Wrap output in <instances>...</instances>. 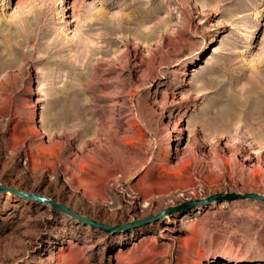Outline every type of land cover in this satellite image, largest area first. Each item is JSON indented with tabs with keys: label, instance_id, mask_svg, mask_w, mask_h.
<instances>
[{
	"label": "rangeland",
	"instance_id": "1",
	"mask_svg": "<svg viewBox=\"0 0 264 264\" xmlns=\"http://www.w3.org/2000/svg\"><path fill=\"white\" fill-rule=\"evenodd\" d=\"M0 181V264H264V0H0Z\"/></svg>",
	"mask_w": 264,
	"mask_h": 264
},
{
	"label": "water",
	"instance_id": "2",
	"mask_svg": "<svg viewBox=\"0 0 264 264\" xmlns=\"http://www.w3.org/2000/svg\"><path fill=\"white\" fill-rule=\"evenodd\" d=\"M6 191L5 188L3 187H0V192H4ZM16 195L22 197V198H26L27 195L24 194V193H17ZM39 202L41 203H46L48 205H50L54 210H57L59 212H63L65 213L66 215H70V216H74L76 217L78 220L84 222L85 224H89L91 226H94V227H97V228H101L100 225H97L95 224L94 222L88 220V219H83V218H80L78 216H76L75 214L69 212L68 210L64 209L63 207L59 206V205H56L54 202H51L50 200H46V199H43V198H36ZM235 199H241V200H245V199H248V200H251V201H258V202H261V203H264V196H261V195H257V194H244L242 196H238V195H234V194H217V195H214L212 197H210L208 200H206L205 202H211V201H216V202H224V201H231V200H235ZM197 203V202H195Z\"/></svg>",
	"mask_w": 264,
	"mask_h": 264
},
{
	"label": "bare ground",
	"instance_id": "3",
	"mask_svg": "<svg viewBox=\"0 0 264 264\" xmlns=\"http://www.w3.org/2000/svg\"><path fill=\"white\" fill-rule=\"evenodd\" d=\"M91 172V171H90ZM88 173V172H87ZM86 173V174H87ZM85 175V174H84ZM0 182H4V181H0ZM79 184L81 183H85V184H90L96 182V180L93 178V176L88 173L87 175H85L84 177L82 176V178L80 180H78ZM11 185V184H10ZM52 183L48 182L46 184L45 187H43L42 189L39 187L38 183H33V185L28 189H22L21 187V183H16L15 185H12V188L17 189L18 191L24 193V194H34L39 196L40 198L46 199V200H52V201H57L58 200V194H55V192L51 191L52 188ZM23 190V191H22ZM48 193L52 194V197L47 196ZM75 197V196H74ZM71 198L73 199L72 196H69L67 198H65L66 202L65 204H69V201L71 200ZM75 203V202H74ZM76 204V203H75ZM75 206L73 205V208Z\"/></svg>",
	"mask_w": 264,
	"mask_h": 264
}]
</instances>
